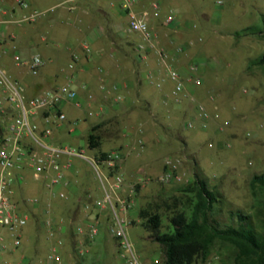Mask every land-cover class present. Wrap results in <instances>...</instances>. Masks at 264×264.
Listing matches in <instances>:
<instances>
[{
    "label": "rangeland",
    "instance_id": "374dc122",
    "mask_svg": "<svg viewBox=\"0 0 264 264\" xmlns=\"http://www.w3.org/2000/svg\"><path fill=\"white\" fill-rule=\"evenodd\" d=\"M223 1L224 4L217 3V0L195 1L206 7L209 14L206 22H209L211 27H208L206 22L198 25L197 36L191 39L192 50L197 48L206 59H214L228 65L220 72L225 83L220 84L218 86L220 90L212 94L214 100L219 102L216 110L211 103L206 105L208 112L211 115L216 112L219 118L211 120L206 130H201L197 125L192 129L186 128V121L191 114L182 109L173 111L176 106L172 105L171 95H168L169 104L161 105V91L150 84L153 88L149 101L150 108L147 109L148 116L142 111L136 113L134 108L129 109L132 106H126L129 100L123 95L124 102L112 107V111L121 112L120 117L116 120L109 117L101 120L99 149L92 150L88 147L90 124L96 118L89 117L87 109L64 107L67 121L60 132H55L58 128L53 131V137H57L56 144L81 148L88 156H93L101 150L122 151L125 157L122 168L125 190L129 184L137 183L133 207L127 215L131 221L127 235L136 256L144 264H161L164 256L162 247L151 240L149 233L143 228L138 216L139 210L149 208L159 214L162 220L161 231H169V217L176 211H183L188 215L191 205L196 200L193 187L194 173H198L218 200L209 215L211 221H215L221 227H237L239 222L236 212H241L250 216L255 231L264 237L263 195L259 193L257 198L253 197L249 186L252 176L264 171V63L258 62L264 56V0ZM161 9L163 10L162 7ZM173 12L177 17L178 12L172 9L163 15L164 19ZM179 20L181 24H185L186 17L183 16ZM3 26L0 24V28ZM248 26H256L263 32L245 31L244 28ZM125 27L129 28L128 22ZM166 28L169 30V27ZM194 28L193 25L185 27L184 31H191ZM76 39H78L76 45H71L69 52L72 54L74 51L73 57H76L77 64L85 45L89 47L91 61L94 47L86 30ZM68 60L50 65L51 72L58 76L56 81L58 85L63 83L65 73L61 70L67 69ZM12 61L6 57L0 58V68L12 79H17V69ZM201 78L203 84L196 88L194 93L202 91L212 76L205 74ZM158 80L163 83L164 88H171L172 85L166 75ZM166 92L168 93V89ZM140 107L146 109L144 105ZM70 129L74 131L68 133ZM0 131L2 134L1 119ZM166 158L182 161L187 177L182 184L162 185L157 181L156 178ZM73 162L79 169L77 187L83 185L92 196L102 197L101 186L93 169L85 162L79 160ZM127 167L130 168L131 175L126 173ZM31 183L32 180L27 177L28 193L34 190ZM53 200L52 207L59 208L61 204L58 199ZM31 224L30 219L27 226ZM30 237L23 236L22 243L16 250L0 254V264H47L42 254L34 260L27 259L28 252H23V248ZM101 239L104 240L106 250L99 249V243L94 245L85 243L86 247L80 256L75 254L69 241L68 253L66 249L59 250L64 264H125L117 256L115 242L105 228L101 231L99 240ZM233 255V249L229 245L216 242L208 257L205 260L198 258L195 264H232Z\"/></svg>",
    "mask_w": 264,
    "mask_h": 264
},
{
    "label": "built area",
    "instance_id": "2783aa9c",
    "mask_svg": "<svg viewBox=\"0 0 264 264\" xmlns=\"http://www.w3.org/2000/svg\"><path fill=\"white\" fill-rule=\"evenodd\" d=\"M16 1L24 8L31 5L29 0ZM138 1L118 2L119 8L127 16L129 28L138 32L141 37L135 45L137 61L145 63L150 56L155 57L157 61L158 68L145 72L146 81L156 89L164 90L163 83L158 78L166 75L172 86L168 93L165 91L162 95V103L169 104L168 95L173 97L174 106L186 101L191 116L185 127L192 129L197 125L201 130H206L210 121L218 119L219 115H211L195 97V89L203 84L198 66L190 65L184 74L179 66L183 47L180 45L167 48L162 42V31L151 24L152 12L154 11L155 15L160 12V1L151 2L153 11L148 8H136ZM217 3L224 4V1L217 0ZM112 4H115V1H112ZM74 8L75 6L71 5L70 9ZM42 14L44 11L27 12L16 21L31 23ZM176 23L174 12L169 13L164 20L166 27H173ZM12 48L15 49L14 46ZM83 49L84 53L89 55V47L85 45ZM13 60L17 66L25 67L31 75H37L44 64L38 53H32L28 59L15 53ZM63 71V83L28 97L24 94L23 86L0 68V119L3 124V133L0 136V254L14 251L21 245L23 231L32 215L36 213L41 214V223L47 239H58L61 220L55 217L51 201L67 200L77 191L76 178L79 169L73 160H79L93 169L103 194L102 197H89L81 202L80 208L85 213V219L73 225V233L75 236H83V240L74 248L75 254L82 255L85 243L96 244L102 229L105 228L114 240L117 256L123 263L144 264L136 256L127 235V228L131 224L127 215L133 207L137 183L129 184L125 190L122 172L125 157L122 151L113 149L103 154L88 156L81 148L56 144L54 140V129L67 121L64 107L71 106L81 110L85 104L79 96L75 78L76 57L71 58L67 69ZM99 89L110 100L111 107L125 100V97L119 94L117 86L111 88L102 82ZM93 100V95L89 94V103ZM105 114L103 107L90 109L87 113L89 117L100 121L104 119ZM73 131L70 129L68 133ZM27 177L44 189L47 198L24 195ZM186 178L182 161L166 158L156 179L162 185H179ZM101 216L106 217L105 222L101 221ZM45 259L47 264H64L58 242L50 244Z\"/></svg>",
    "mask_w": 264,
    "mask_h": 264
},
{
    "label": "crops",
    "instance_id": "0c3cea01",
    "mask_svg": "<svg viewBox=\"0 0 264 264\" xmlns=\"http://www.w3.org/2000/svg\"><path fill=\"white\" fill-rule=\"evenodd\" d=\"M29 1L30 7L24 8L16 0H0V24L4 25L0 28V58L5 59L6 57L12 61L13 55L17 53L22 58L28 59L32 53H38L44 62L38 74L31 75L25 67L17 66L15 61H12L17 69V79L14 80L23 86L26 96H34L42 91L58 86L56 84L58 76L56 73L51 72L50 65L63 62L66 59H69V63L71 57L74 56V51L72 54L69 52L70 46L76 45V41L78 40L76 37H79L80 33L86 30L94 47L92 60L90 61L91 57L89 55H86L84 52L83 54L81 53L82 56H80L75 73L79 96L85 102L83 108L95 110L103 107L106 111L105 119L109 117L116 120L120 117L121 112L112 111L110 100L99 89V85L105 82L111 88L118 87L119 93L125 95L129 100V103L126 105L132 106L129 109L134 108L136 113H141L142 111L147 115L153 87L146 81L145 72L152 68H158L157 61L153 56H150L145 63L137 61L135 57V45L141 37L138 32L125 27L128 20L126 14L119 8V2L115 0H110L109 3H107L108 0ZM112 1H115V4H112ZM152 1L139 0L136 8H148L153 11L151 8ZM159 1L161 4L160 10H162L161 7L163 8L162 13L160 11L158 15H155L153 11L151 24L162 31V42L167 48L180 45L183 47V52L179 58V66H181L184 74L187 73L190 65L196 64L201 77L205 74L212 76L207 86L202 91L195 93V97L206 108V105L211 103V105L215 106L214 109L216 110L219 102L214 100L212 94L220 90L218 87L220 84L225 83V80L220 76V72L222 69H226L228 65H225L224 62H216L214 59H206L200 50H197V48L192 50L190 45L191 39L197 36L198 25L209 19L206 7L204 4L196 3V0ZM71 5L75 6L72 10L70 9ZM172 9L178 12L177 23L173 27L170 26L169 30H167L166 26L164 27L165 19L163 15ZM32 11H44V14L31 23H18L16 21L25 13ZM183 16L186 17L185 24H181L179 20ZM206 24L208 27H211L209 22H206ZM192 25L195 27L193 30L184 31L185 27L189 28ZM13 46L15 49L12 48ZM78 49L79 47L76 48V50ZM195 60L199 62L194 63L193 61ZM162 88L164 90H160V98L167 89L169 90V88H164V86ZM89 94H92L94 97L91 103L88 101ZM143 105L146 109H141L140 106ZM161 105H163L162 100ZM186 105V101H183L173 111L182 109L186 113L191 114L188 105ZM165 110L167 111L166 108ZM101 126V121L95 119L89 128V132L93 127L97 129L95 134L98 135L99 141L101 140V136L99 135ZM61 127L55 132L61 130ZM54 140L57 141V137H54ZM110 150H101L96 154ZM126 173L132 174L129 167L126 168ZM31 184L34 186L33 192H27L28 187L26 183L24 195H38L42 198H47L44 189L37 186L33 181ZM89 197L94 196L84 189L82 185L79 188L77 187V191L67 200L58 199L61 206L59 204V208L53 207L55 217L61 220L58 239H47L45 229L41 223V214L36 213L32 215L30 218L32 224L29 227L26 226L22 235V239L25 235L31 236L29 242L23 248V252H28V260H34L36 257L39 258L41 254L45 258L52 242H58L59 250L66 249V253H68L67 249L70 247L69 241L72 244L73 250L78 243L82 242L83 236L74 235L73 225L85 219V213L81 210L80 205L83 200ZM105 220L106 217L101 216V221L105 222ZM97 244L99 249L106 250L104 240H99ZM94 248L96 249V247Z\"/></svg>",
    "mask_w": 264,
    "mask_h": 264
},
{
    "label": "trees",
    "instance_id": "16d2710c",
    "mask_svg": "<svg viewBox=\"0 0 264 264\" xmlns=\"http://www.w3.org/2000/svg\"><path fill=\"white\" fill-rule=\"evenodd\" d=\"M244 30L251 33L263 32L256 26H248ZM258 62L263 64L264 56ZM96 130L93 127L87 136L88 147L92 150L100 145ZM194 175L196 200L188 215L183 211H176L169 217V231H161L162 220L159 214L149 208L139 210L138 216L143 228L149 233V238L162 247L164 259L161 264H195L198 258L205 260L208 257L216 242L233 249L232 264H264V237L255 231L250 216L236 212L239 222L237 227H221L211 221L209 215L218 200L198 173ZM249 186L253 197L257 198L259 193L263 195L264 204V171L253 175Z\"/></svg>",
    "mask_w": 264,
    "mask_h": 264
}]
</instances>
